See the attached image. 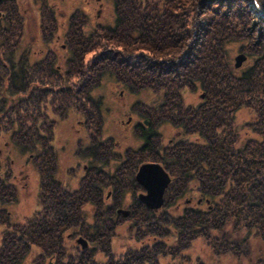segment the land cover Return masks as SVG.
Masks as SVG:
<instances>
[{
  "label": "trees",
  "instance_id": "trees-1",
  "mask_svg": "<svg viewBox=\"0 0 264 264\" xmlns=\"http://www.w3.org/2000/svg\"><path fill=\"white\" fill-rule=\"evenodd\" d=\"M79 21L73 15L67 31L72 77L81 79L73 85L71 106L83 108L75 94L88 92L84 108L91 125L94 103H98L90 97L91 89L104 74L114 76L129 90L158 94L159 103L144 109L151 130L145 142L150 159L161 163L171 177L158 210L134 201L129 216L121 217L122 222L130 221L128 229L136 244L126 249L119 263L107 264H160L166 257V264H236L242 260L264 264V249L255 260L252 257L253 243H264V0H113L109 23L85 32ZM232 44L247 58L238 68L230 63ZM85 55L89 56L86 61ZM184 89L201 90L203 97L197 104H185ZM57 92L65 94L66 90L57 87ZM60 99L56 97L57 102ZM45 102L41 95V105ZM239 110L248 114L242 124L236 122ZM13 117L10 113L0 117V135L14 126L7 130L11 142L32 152L38 131L31 125L16 130L18 118ZM98 120L93 124L95 131L90 129L95 134L93 141L100 131V116ZM157 124L177 128L176 138L162 146ZM51 127L44 126L40 140H49ZM108 143L106 139V150ZM110 157L105 153L104 161ZM138 159L135 154L126 164ZM35 160L42 198L49 201L51 189H63L53 177L54 159ZM1 170L0 165V202L9 203L16 198V185L11 174L5 172L2 177ZM99 176L107 188L141 189L133 173L107 170L91 182L84 180L80 188L97 186L102 182ZM72 195L96 198L88 193ZM114 197L119 199L117 204L123 203V193ZM80 203L67 208V214L75 212ZM65 210L49 212L57 216L53 223L61 224L56 230L58 238L68 220L59 218ZM43 220L44 216L32 221L22 234H17L16 227L4 235L0 264L6 255L28 251V244L20 241L32 235L35 241L37 232L46 235ZM103 231L106 247L110 234L107 227ZM196 239L207 247V259H192L187 253ZM61 249L64 246L58 240L56 251Z\"/></svg>",
  "mask_w": 264,
  "mask_h": 264
},
{
  "label": "flooded vegetation",
  "instance_id": "flooded-vegetation-1",
  "mask_svg": "<svg viewBox=\"0 0 264 264\" xmlns=\"http://www.w3.org/2000/svg\"><path fill=\"white\" fill-rule=\"evenodd\" d=\"M44 2L45 0H0V117L10 113L12 116L14 115L13 118L15 121L18 118V121H16L18 125L15 126L17 128L16 130L20 131L31 125L33 130L38 131V137L33 141L32 152H24L19 143L17 146L11 142L13 147L21 154L28 155L25 156V164L22 163L20 166L25 167L28 162H32L35 166L34 159H36L35 161L44 163L48 160V156L50 158L53 157L55 163L53 177L63 189L50 190L52 196L49 201L51 203L45 198H42L40 176L35 166L39 182L38 200L35 208L30 215H23L19 221H10L9 218L13 214V211H11L9 205L17 201L19 182L16 180L17 175L12 170L14 163L13 157L8 158L9 161H7V158L3 156V149L0 148L1 176L4 177L5 174L3 173L5 172L10 173L16 185L15 200L9 203L0 202V245L2 244L4 235L9 230L13 232L14 228L17 227V230L19 229L17 234H22L23 230L29 227L32 221L41 219L42 216L45 219L42 222L46 226L43 230L46 235L42 236L40 232H37L35 241H33V235V238L28 241H20L28 244V251L6 255L4 258L2 257L1 264H78L80 260L84 261L85 264H107L112 261L119 263L121 252L117 251L113 253L112 244L116 228L122 224L121 217H125L122 216V213L118 209L125 202L128 191L133 194V198L128 205L129 208H127L128 211H130L131 204L134 201L144 205L138 199L139 193L135 197V190H114L107 188L105 187V183H103L104 179H99L100 176L98 179L102 182L98 183L97 186L94 185L90 189H81L80 185L84 180L90 179L89 182H91L96 175H103L106 170L110 173L115 172L119 174L131 172L135 179V174L142 163H159L158 161L150 159L151 152L146 147L145 141L151 136L150 122L149 119L144 118L141 121L136 120L133 123L136 135L141 140V145L137 148V151L127 148L122 152L117 149V146L114 147L113 141L107 144L108 150H106L104 144L106 138L101 139V128L98 133V138L93 141L95 134L93 132L90 133V129L95 131V126L97 125H89L86 107L84 108L85 104H87L88 92L75 94V97L80 100L83 108L76 109L71 106V101L74 97L72 93L73 85L79 84L81 81V79L72 77V67L70 65L71 48L67 41L70 33L67 31L71 25V19L75 11L69 12L65 8L59 7V5L55 7L53 5L47 6ZM32 10L36 11V16L41 20L39 26L43 41L41 40L42 42L39 44L35 43L37 38L35 35H31L27 27L28 21L32 17ZM57 11H60L59 16L63 19L62 21L66 19L65 22L67 25L62 32V36L56 34L54 40L52 36L56 27L55 12ZM45 21L47 22L45 23ZM83 21L84 17L81 18L82 27ZM46 35H48V39H45ZM57 87L61 91L66 90V93L62 94L57 92ZM41 95L46 99L43 105L40 103ZM57 96L61 97L59 102L56 100ZM63 99L65 101H62ZM69 109L75 110L76 115L80 116V120H77V129H85L89 136L86 142H78V153L82 156V161L78 165V183L72 188L63 184L57 177V159L54 146V130L57 121L65 119L67 116L66 112ZM58 110H61L62 117L61 115L59 116V119L62 118L61 120L57 119ZM131 118L132 116L128 117L127 121H130ZM93 121L98 122L99 120L93 119ZM124 122L126 121L121 120L120 123ZM49 124L52 125L50 129L52 134L49 136V140L42 141L40 140L39 133L43 130L44 126ZM9 128L14 129V126L7 127L1 133L0 138L3 134L8 133ZM2 129L4 128L2 127ZM159 134H161L160 131ZM158 138L161 139V137ZM4 143V146H7L6 144L10 142ZM96 145L97 149H94L93 147ZM10 151H12L11 148ZM105 153L111 155L108 158V162L104 161ZM135 154L138 155V161H135L130 166L126 164L127 159ZM142 155L143 157H141ZM27 181L25 180L22 184L24 191L27 190ZM141 188L144 191L142 186ZM74 193H82V195L83 193H88L94 195L96 198L79 196L77 198L72 195ZM119 193L124 194L121 205L117 204L119 199L116 201L114 197L115 194L119 195ZM74 199H76L75 202ZM78 202L82 203L78 205L77 210L75 212L70 210L67 214V208L69 209L70 206H74ZM42 203H46L49 208ZM62 208H66V210L59 213V218L62 220L64 217L68 218V220L63 223L61 228L64 229L60 234V238H58L56 230L60 228L61 224L53 223L57 216H53L49 212L50 210L59 212ZM86 210L89 212H86ZM39 224L40 222H38ZM97 227H100V229H96ZM106 227L109 230L110 237H108V241L106 242L107 246L104 247L103 230ZM69 229H73L74 231L67 233V237H65L64 235ZM72 233H76L77 235L75 239L76 244L73 242L74 238L72 239L71 237ZM58 240L64 246V249H61L59 252L56 251ZM49 245L50 248L47 249L46 246Z\"/></svg>",
  "mask_w": 264,
  "mask_h": 264
},
{
  "label": "rangeland",
  "instance_id": "rangeland-1",
  "mask_svg": "<svg viewBox=\"0 0 264 264\" xmlns=\"http://www.w3.org/2000/svg\"><path fill=\"white\" fill-rule=\"evenodd\" d=\"M44 4L47 6L53 5V7L59 5V7L65 8L69 12L74 10L75 13L73 15L77 16L78 19L84 17L83 29L85 32L92 31L98 25H105L113 19V0H45ZM60 11L55 12L56 27L52 36L54 40L56 34L62 36V32L67 25L65 22L66 19L62 21L63 19L59 16ZM31 16L32 17L29 19L27 27L31 35L36 36L37 40L35 43L39 44L43 41L41 38L42 32H40L39 26V24H41V20H39L36 16V11L32 10ZM46 22L47 21H45V23ZM80 22L81 21H79V23ZM47 37L48 35H46L45 39H48ZM229 48L230 63L236 62V57L241 55L243 56V60L239 66L235 67L238 68L242 66L247 59L244 51L240 50L236 44L230 45ZM88 58L89 56L85 55V61ZM182 95L185 104L194 105L200 101L201 97H203V92L201 90L191 91L189 89H184L182 91ZM90 97L98 101V103H94L95 107H93V109L95 112L93 114V119H96V115L98 119L100 116L99 127L101 128V139L106 138L109 142L113 141L114 147L117 146V149L122 152L127 148L129 150L137 151V148L141 145V140L138 139L136 135L133 123L136 120L141 121L144 118L149 119V116L144 109H147L146 106L151 107L152 105L158 104L161 100L160 96L146 90H129L127 87L118 83L114 76L104 74L100 77L97 84L93 85ZM60 111L61 110H58V112ZM66 114L67 116L63 120H61L62 118L59 119L60 114H57V119L61 121H57V125L54 130V146L57 159V177L63 184L72 188L78 183V165L81 164L82 161V156L78 153V142H86L89 136L87 135L85 129H77V120H80V116L76 115L75 110L69 109ZM130 116H132V118L130 121H127ZM247 118V112L245 110H239L236 122L242 124L245 120H247ZM121 120H125L126 122L120 123ZM85 124L88 125L87 123ZM92 124H97V122L93 121ZM155 128L161 132L160 137L162 146L167 145L177 136V128L171 126L170 124H157ZM240 133L243 134L244 130L240 131ZM8 141L10 143H7V146H4V142ZM0 148L3 149V156L7 158V161H9L8 158L13 157L14 163L12 170L17 175L16 180L19 182L17 201L9 205L11 211H13L9 220L16 222L19 221L23 215H30L35 208L38 200V174L32 162H28L25 167L20 166L22 163L25 164V156L28 155L21 154L13 147L9 133H5L1 136ZM10 148L12 151H10ZM25 180L28 181L26 183L27 190L24 191L22 189V184ZM134 190L135 197L138 193L144 192L142 188H135ZM132 198L133 194L128 191L127 198L120 208H129L128 205ZM86 212L89 211L86 210ZM124 217L127 218V216ZM129 224L130 221L125 219L115 231L112 244L114 250L113 253L120 251V257L127 248L136 244L131 239L133 234L132 231H129L128 229ZM73 231V229L67 230L64 236L67 237V233H71ZM71 237L72 239L74 238L73 242L75 243V239L77 238L76 233H72ZM252 248L254 251L252 257L253 260H255L257 256L256 254L264 249V243L254 242ZM207 251V247L205 246L203 240L196 239L192 242L190 248L187 250V253L192 259H195L197 256L205 257V259H207ZM168 261V257L162 258L160 260V264H166ZM223 263H226V260H223ZM236 264L247 263L245 260H242L237 261Z\"/></svg>",
  "mask_w": 264,
  "mask_h": 264
},
{
  "label": "water",
  "instance_id": "water-1",
  "mask_svg": "<svg viewBox=\"0 0 264 264\" xmlns=\"http://www.w3.org/2000/svg\"><path fill=\"white\" fill-rule=\"evenodd\" d=\"M243 56L236 57L235 66H239ZM135 181L144 188V192L138 194V199L150 210H158L164 202V193L171 182L168 172L157 162L142 163L136 174ZM123 216H127V209H118Z\"/></svg>",
  "mask_w": 264,
  "mask_h": 264
}]
</instances>
